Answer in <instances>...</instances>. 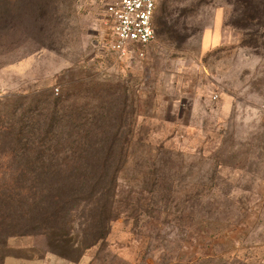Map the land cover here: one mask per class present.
Listing matches in <instances>:
<instances>
[{
  "label": "rangeland",
  "instance_id": "374dc122",
  "mask_svg": "<svg viewBox=\"0 0 264 264\" xmlns=\"http://www.w3.org/2000/svg\"><path fill=\"white\" fill-rule=\"evenodd\" d=\"M115 1L0 0V97L68 93L133 129L106 240L84 249L83 205L55 249L2 205L0 264H264V0H158L127 62Z\"/></svg>",
  "mask_w": 264,
  "mask_h": 264
},
{
  "label": "trees",
  "instance_id": "16d2710c",
  "mask_svg": "<svg viewBox=\"0 0 264 264\" xmlns=\"http://www.w3.org/2000/svg\"><path fill=\"white\" fill-rule=\"evenodd\" d=\"M80 101L49 91L0 97V207L11 206L13 224L41 232L54 249L73 242L82 205L84 249L106 240L133 138L124 110L87 112Z\"/></svg>",
  "mask_w": 264,
  "mask_h": 264
},
{
  "label": "built area",
  "instance_id": "2783aa9c",
  "mask_svg": "<svg viewBox=\"0 0 264 264\" xmlns=\"http://www.w3.org/2000/svg\"><path fill=\"white\" fill-rule=\"evenodd\" d=\"M158 0H116L106 9L111 50L120 61L143 56L156 37L154 18Z\"/></svg>",
  "mask_w": 264,
  "mask_h": 264
},
{
  "label": "crops",
  "instance_id": "0c3cea01",
  "mask_svg": "<svg viewBox=\"0 0 264 264\" xmlns=\"http://www.w3.org/2000/svg\"><path fill=\"white\" fill-rule=\"evenodd\" d=\"M207 34V33H206ZM76 264V263H75Z\"/></svg>",
  "mask_w": 264,
  "mask_h": 264
}]
</instances>
